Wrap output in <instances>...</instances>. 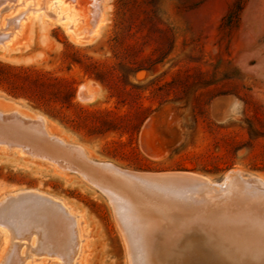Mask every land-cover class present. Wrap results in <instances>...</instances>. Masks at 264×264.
I'll return each mask as SVG.
<instances>
[{
	"label": "rangeland",
	"instance_id": "1",
	"mask_svg": "<svg viewBox=\"0 0 264 264\" xmlns=\"http://www.w3.org/2000/svg\"><path fill=\"white\" fill-rule=\"evenodd\" d=\"M79 2H101L108 12L91 42L37 22L18 45L0 48L1 64L44 73L18 90L0 64L1 110L46 117L69 143V160L89 172L105 162L219 182L234 171L264 178V0ZM237 185L211 199L229 202ZM30 189L65 200L79 216L75 264H130L114 207L98 187L0 143V199ZM39 256L33 264H57V255Z\"/></svg>",
	"mask_w": 264,
	"mask_h": 264
},
{
	"label": "bare ground",
	"instance_id": "2",
	"mask_svg": "<svg viewBox=\"0 0 264 264\" xmlns=\"http://www.w3.org/2000/svg\"><path fill=\"white\" fill-rule=\"evenodd\" d=\"M79 1L0 0V48L18 45L37 22L59 24L77 43L91 42L107 25L108 12L101 2ZM40 119L0 109V143L75 170L98 187L114 207L130 264H264V178L234 171L219 182L190 171L143 172L105 162L89 172L69 160V143ZM235 182L229 202L214 203L211 195ZM0 224L8 243L0 264H33L43 254L75 264L82 247L72 206L36 189L0 199Z\"/></svg>",
	"mask_w": 264,
	"mask_h": 264
},
{
	"label": "trees",
	"instance_id": "3",
	"mask_svg": "<svg viewBox=\"0 0 264 264\" xmlns=\"http://www.w3.org/2000/svg\"><path fill=\"white\" fill-rule=\"evenodd\" d=\"M1 66L4 67L6 71V79L11 80L13 83H15L17 85L18 90H26L28 88V85L26 86L27 83H38L39 75H44V73L37 69L16 67L8 64H1ZM13 70H18L20 72L12 73Z\"/></svg>",
	"mask_w": 264,
	"mask_h": 264
}]
</instances>
